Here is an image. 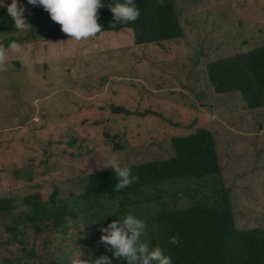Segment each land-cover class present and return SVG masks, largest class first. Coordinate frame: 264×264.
<instances>
[{"label":"rangeland","instance_id":"obj_1","mask_svg":"<svg viewBox=\"0 0 264 264\" xmlns=\"http://www.w3.org/2000/svg\"><path fill=\"white\" fill-rule=\"evenodd\" d=\"M175 1L183 35L142 45L131 29L46 40L51 20L33 19L43 7L19 0L31 27L16 33L24 37V52H10L0 70V197L39 192L47 199L56 187L62 197L78 193L81 177L106 169L112 154L121 165L171 157L173 136L205 127L217 142L236 225L264 227V106L248 107L239 91L217 92L208 76L209 62L264 44V0ZM111 104L153 113L125 116ZM111 136L124 148L115 151ZM15 170L32 171L33 179ZM173 184L158 185L167 192L158 198L155 187L148 188L142 199L156 205L142 209L148 220L164 201L186 206L213 192L209 181ZM186 187L196 195L176 199ZM2 222L0 264L7 258L40 264L38 255L8 241ZM81 229L89 237L85 224Z\"/></svg>","mask_w":264,"mask_h":264},{"label":"trees","instance_id":"obj_2","mask_svg":"<svg viewBox=\"0 0 264 264\" xmlns=\"http://www.w3.org/2000/svg\"><path fill=\"white\" fill-rule=\"evenodd\" d=\"M113 2L102 0L105 6L98 11V22L102 25L100 33L131 29L135 43L142 45H162L183 35L175 0H163V3L161 0H135L139 18L115 26L114 14L108 7ZM6 5H0V44L5 47L12 41L21 44L24 40L21 35H16L19 30L8 16ZM42 15L51 20L44 37L46 40L69 37L44 8L43 13L33 19ZM208 76L217 92L239 91L248 107L264 106V44L209 62ZM111 109L125 116L153 113L150 110L132 111L115 104H111ZM114 137L111 136L113 149L124 148L125 145ZM76 141L71 138L69 142L74 144ZM171 142L175 152L171 157L121 165L129 167L138 177L124 189L115 188L118 183L116 174L106 168L81 177V190L78 193L71 191L66 197L60 195L58 187L47 199H43L39 192L23 197L1 196L0 219L9 233L8 241L17 240L26 253L38 255L40 264H71L72 257L78 256V249L82 250L79 257L84 260L107 255L112 264H127L122 258L117 260L100 238L102 228L132 214L147 226V233L141 241L148 242L150 248L159 246L166 256L171 257V264H264V227L241 228L236 225L230 189L224 185L217 142L211 130L200 127L194 132L173 136ZM14 173L17 177L33 179L32 171L15 170ZM191 180L209 181L213 191L210 198L195 197L197 200L186 206L177 205L176 201L170 206L164 201L152 221L141 213L143 208L156 207L153 201L144 202L142 199L148 188L155 187L158 198L167 193L158 185ZM184 195L194 197L196 191L186 187L183 192L174 193L176 199ZM84 224L89 237L78 231ZM173 236L178 238V244L170 242ZM71 243L80 246L68 251L67 246ZM2 264L19 263L7 258Z\"/></svg>","mask_w":264,"mask_h":264},{"label":"clouds","instance_id":"obj_3","mask_svg":"<svg viewBox=\"0 0 264 264\" xmlns=\"http://www.w3.org/2000/svg\"><path fill=\"white\" fill-rule=\"evenodd\" d=\"M28 3L42 6L51 19L61 26V31L70 37L69 40H87L102 30V25L98 22V11L105 6L102 0H28ZM2 6H5L3 0ZM108 7L114 14L113 26L117 23L134 22L140 16L135 0H124L123 3L114 0ZM6 8L15 29L26 31L31 27L24 15L25 8L19 5V0H11ZM10 52L22 54L24 47L16 41H12L7 47L0 44V70L6 66ZM104 168H111L115 172L118 180L115 184L117 190L124 189L138 180L129 167L121 166L116 154L106 159ZM146 227L143 220L129 214L122 221L114 220L106 228H102L100 242L108 251L113 252L117 260L122 258L127 264H153L154 261L156 264H171V257L166 256L159 246L150 248L148 242L141 241ZM170 242L178 244L179 240L173 236ZM71 264H112V260L107 255L95 260H84L74 255Z\"/></svg>","mask_w":264,"mask_h":264}]
</instances>
